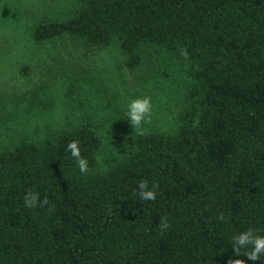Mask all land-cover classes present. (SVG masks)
<instances>
[{
  "label": "trees",
  "instance_id": "trees-1",
  "mask_svg": "<svg viewBox=\"0 0 264 264\" xmlns=\"http://www.w3.org/2000/svg\"><path fill=\"white\" fill-rule=\"evenodd\" d=\"M31 35L118 37L132 69L186 48L190 102L175 131L123 124L122 157L106 170L91 121L0 150V264H264L232 248L249 228L264 236V0H80ZM141 180L155 200L139 198ZM28 191L49 203L27 208Z\"/></svg>",
  "mask_w": 264,
  "mask_h": 264
},
{
  "label": "rangeland",
  "instance_id": "rangeland-1",
  "mask_svg": "<svg viewBox=\"0 0 264 264\" xmlns=\"http://www.w3.org/2000/svg\"><path fill=\"white\" fill-rule=\"evenodd\" d=\"M79 3L0 0V150L91 121L102 140L99 170H106L122 157L116 141L122 125L131 126L125 115L130 100L151 98V122L142 130L175 131L190 102L188 76L176 52L129 68L118 37L107 46H90L70 35L34 41V24L69 18Z\"/></svg>",
  "mask_w": 264,
  "mask_h": 264
},
{
  "label": "clouds",
  "instance_id": "clouds-1",
  "mask_svg": "<svg viewBox=\"0 0 264 264\" xmlns=\"http://www.w3.org/2000/svg\"><path fill=\"white\" fill-rule=\"evenodd\" d=\"M180 51L181 55L185 58V60H187V49L181 48ZM125 115L130 119L133 130H135L138 135H143L142 125L151 122V98L144 96L131 99L127 105V111ZM67 149L75 159L79 171L82 174H87L89 172L88 161L81 156L79 142L75 140L68 142ZM156 187L157 185H153L152 189H149L148 182L146 180H141L138 183L139 198L142 200H155L156 192L154 189ZM23 199L27 208L43 207L49 203L46 196L43 198V200H40L38 194L32 191L26 192ZM219 219L223 220V215H221ZM167 227L168 223L166 220H164L162 223V229H166ZM232 248L234 250V254L237 257L244 255L247 256L249 260L255 262L260 259L262 255H264V236L255 234L254 231L249 228L247 231L241 232L232 238ZM249 248L250 250H247ZM242 249L244 251H242ZM228 264H246V262L243 259L237 258L229 259Z\"/></svg>",
  "mask_w": 264,
  "mask_h": 264
}]
</instances>
